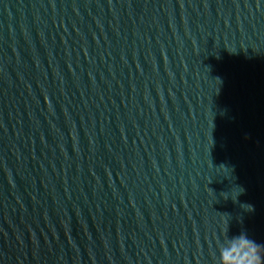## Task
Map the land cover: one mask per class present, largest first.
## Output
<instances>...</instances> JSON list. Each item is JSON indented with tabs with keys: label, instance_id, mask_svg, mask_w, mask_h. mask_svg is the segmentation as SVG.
Here are the masks:
<instances>
[{
	"label": "water",
	"instance_id": "obj_1",
	"mask_svg": "<svg viewBox=\"0 0 264 264\" xmlns=\"http://www.w3.org/2000/svg\"><path fill=\"white\" fill-rule=\"evenodd\" d=\"M0 264H264V0H0Z\"/></svg>",
	"mask_w": 264,
	"mask_h": 264
}]
</instances>
